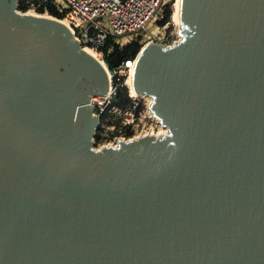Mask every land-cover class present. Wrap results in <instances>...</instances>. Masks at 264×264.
I'll list each match as a JSON object with an SVG mask.
<instances>
[{"label": "water", "instance_id": "obj_1", "mask_svg": "<svg viewBox=\"0 0 264 264\" xmlns=\"http://www.w3.org/2000/svg\"><path fill=\"white\" fill-rule=\"evenodd\" d=\"M19 1L0 0V264H264V0H184L181 39L138 68L168 132L100 148L106 72Z\"/></svg>", "mask_w": 264, "mask_h": 264}, {"label": "built area", "instance_id": "obj_2", "mask_svg": "<svg viewBox=\"0 0 264 264\" xmlns=\"http://www.w3.org/2000/svg\"><path fill=\"white\" fill-rule=\"evenodd\" d=\"M56 4L59 10L64 12L63 18L69 21L74 38L81 45L92 47L104 61V47L110 38L119 47H123L124 44L120 39L125 36L135 35L134 40H138L139 37L143 36L148 23L155 16L159 20L163 18L165 6L164 0H61ZM155 39L152 38L149 41L154 42ZM176 42H161V44L171 46ZM137 57L138 54L135 57L127 58L114 68H110L105 61L110 72L109 90L102 96L91 98L94 114L101 120L113 116L115 113L119 115L116 118V120L119 119L116 129L120 134L114 136L106 146H117L120 140L137 138L146 135L145 133L148 131L157 133L160 131V124L163 125L157 116L152 117L150 115L153 120L151 126L146 130L140 128L143 124V111L141 110L139 113L136 111L140 105L138 96L130 94L132 100L125 108H121L115 103L118 85L115 84L114 77L116 75L124 77V83H126ZM112 128L115 129V125ZM128 132L129 134H127Z\"/></svg>", "mask_w": 264, "mask_h": 264}, {"label": "trees", "instance_id": "obj_3", "mask_svg": "<svg viewBox=\"0 0 264 264\" xmlns=\"http://www.w3.org/2000/svg\"><path fill=\"white\" fill-rule=\"evenodd\" d=\"M56 0H20L18 3V8L22 11H27L31 7H33L37 12L40 13H49L57 18L62 19L64 17V12H61L57 7ZM172 15V9L170 4H165L164 6V16L161 20H159L160 25H165L169 22L170 17ZM141 49V44L137 40L131 41L125 44L123 47H119L113 40L110 38L104 47V59L107 62L110 68H114V66L121 64L125 59L135 57ZM115 84L118 85V92L115 97V103L121 107L125 108L131 102V96L128 91V87L124 83L125 78L115 76ZM143 109L142 104L137 108V113H139ZM116 124L119 123V119L116 120ZM112 135H119L120 132L116 129L111 131ZM129 134V132L127 133ZM96 142L99 143L101 141L100 132L95 133Z\"/></svg>", "mask_w": 264, "mask_h": 264}, {"label": "rangeland", "instance_id": "obj_4", "mask_svg": "<svg viewBox=\"0 0 264 264\" xmlns=\"http://www.w3.org/2000/svg\"><path fill=\"white\" fill-rule=\"evenodd\" d=\"M28 1H30V0H28ZM56 1L61 2V0H56ZM164 2H165V4H170L171 9H172V14H173V11H174L173 5L175 3V0H164ZM29 10H35V9L33 7H31L27 11H29ZM18 11L20 13L26 12V11L20 10L19 8H18ZM38 13H40V12H38ZM44 14H48V15L53 17V15H51L47 12ZM54 17H56V16H54ZM142 35L143 36L139 37L137 40L141 44V49L152 38H156L154 41L156 43H161V42L162 43H169V42L171 43L173 41L178 42L182 36L181 31L179 33L177 25L175 24V22L172 19V15L170 17L169 22L166 23L165 25H160L159 18L157 16H155L148 23L147 28H146L145 32H143ZM134 38H135V35L125 36L124 38L120 39V41L125 45V43L127 44L128 42L134 40ZM151 46H153V45H151ZM141 49H140V51H141ZM139 52H138V55H139ZM125 84L128 87L129 94H131V90H130L129 85L127 83H125ZM146 96H148V95L138 96V99L140 100V103L143 106V109H142V111H143V117H142L143 118V124H141V127H140L143 130L148 129L151 126V122H153V120L151 119V116L149 115V112H148V108L150 106L148 104L149 102H148V99ZM118 116L119 115H116V113H115L113 116H109L108 118H105L104 120H101V118H100V122H99L98 128L96 129V132L97 131L100 132L101 141L99 143H97L96 139L94 138V140H95L94 146L96 148H100L102 146L107 145L110 142V140L113 139L114 136H116V135L113 136L111 131L115 130L112 127H113V125H116V123H117L116 118H118Z\"/></svg>", "mask_w": 264, "mask_h": 264}, {"label": "bare ground", "instance_id": "obj_5", "mask_svg": "<svg viewBox=\"0 0 264 264\" xmlns=\"http://www.w3.org/2000/svg\"><path fill=\"white\" fill-rule=\"evenodd\" d=\"M183 5H184V0H175V3L173 5L174 11L172 14V19L175 22V24L177 25L179 33L182 30V26H183ZM23 15L32 16L34 18H39V19L46 18V19L53 20V21L63 25L68 31L72 32V27L69 24V21L65 18L60 19V18H57L54 16L52 17L48 14L38 13L35 10L26 11L23 13ZM151 45H153V46H151ZM156 47H158L156 44H154L152 42H148L142 47L141 51L139 52V55L136 59V63L131 70L132 73L127 78V81H126V83L130 87L132 96H140V94H139L140 90H139L138 80H137L139 65L144 61V59L148 55V53ZM81 48H82L83 52H85L86 54L91 56L94 60H96L100 64V66L103 68V70L106 72L107 77H108V81H109V87H110V84H111L110 72H109V69H108L106 62L100 57V55L92 47L87 46V45H82ZM146 97L148 99V102H149L148 104L150 106V104L153 102V97L152 96H146ZM149 108H148L149 115H151L152 117H155L152 110ZM167 131H168V128L166 126L160 124V131L159 132L156 133L155 131H152V132L148 131L145 134L160 135V134H165V132H167Z\"/></svg>", "mask_w": 264, "mask_h": 264}]
</instances>
